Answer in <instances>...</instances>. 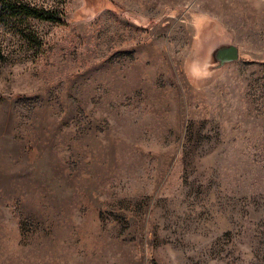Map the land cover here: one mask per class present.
<instances>
[{"label":"rangeland","instance_id":"374dc122","mask_svg":"<svg viewBox=\"0 0 264 264\" xmlns=\"http://www.w3.org/2000/svg\"><path fill=\"white\" fill-rule=\"evenodd\" d=\"M19 3L0 264H264V0Z\"/></svg>","mask_w":264,"mask_h":264},{"label":"trees","instance_id":"16d2710c","mask_svg":"<svg viewBox=\"0 0 264 264\" xmlns=\"http://www.w3.org/2000/svg\"><path fill=\"white\" fill-rule=\"evenodd\" d=\"M53 13L52 10L40 11L28 5H22L19 0H0V22L19 16L34 17L52 22L61 21L54 17Z\"/></svg>","mask_w":264,"mask_h":264},{"label":"water","instance_id":"95a60500","mask_svg":"<svg viewBox=\"0 0 264 264\" xmlns=\"http://www.w3.org/2000/svg\"><path fill=\"white\" fill-rule=\"evenodd\" d=\"M239 58V49L237 45L227 44L216 47L211 55L214 68H222L229 63H233Z\"/></svg>","mask_w":264,"mask_h":264}]
</instances>
